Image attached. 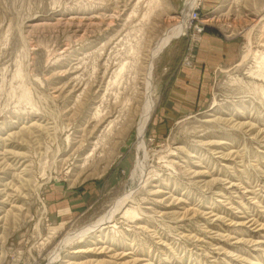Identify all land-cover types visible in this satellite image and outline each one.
Instances as JSON below:
<instances>
[{
    "label": "rangeland",
    "instance_id": "rangeland-1",
    "mask_svg": "<svg viewBox=\"0 0 264 264\" xmlns=\"http://www.w3.org/2000/svg\"><path fill=\"white\" fill-rule=\"evenodd\" d=\"M189 2L0 0V264H264V0Z\"/></svg>",
    "mask_w": 264,
    "mask_h": 264
},
{
    "label": "bare ground",
    "instance_id": "bare-ground-1",
    "mask_svg": "<svg viewBox=\"0 0 264 264\" xmlns=\"http://www.w3.org/2000/svg\"><path fill=\"white\" fill-rule=\"evenodd\" d=\"M195 3H196V0H190V2L188 3L187 8H186V10H185V12L183 14V20L186 19L187 17H189L188 16L189 12L194 7ZM183 28H184V24L182 22L177 27H174L173 29L168 31L159 40L155 50L151 54L150 60L147 62L148 63L147 64V72L145 74V76H146V84L144 83L145 84V90H144L145 93L144 94H145V98H146V105H145V109L143 110V113H142V116H141V120H140V122L138 124V131H139V138H140L139 141H142V138L144 136L147 123L149 122V119L151 117V112H152V108H153L151 81H152V75H153V69H154V60L158 56V54L171 42V40L176 35H178L179 33H181L183 31ZM140 147H142V143L140 144ZM121 201H122V199H121ZM124 204H125V202L121 203L118 207H116V209L114 208V210L109 212V214L106 215L105 217L101 218L102 220L101 221L99 220L98 223L96 225H94L91 229H94V228H96L99 225L106 224V223L112 221L115 213L120 211V210H122V207L124 206Z\"/></svg>",
    "mask_w": 264,
    "mask_h": 264
}]
</instances>
